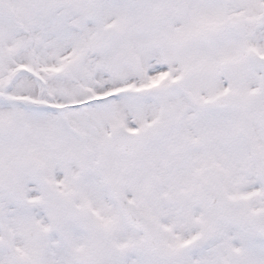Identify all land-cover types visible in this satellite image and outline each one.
I'll return each mask as SVG.
<instances>
[{"label": "snow or ice", "instance_id": "6c2138e0", "mask_svg": "<svg viewBox=\"0 0 264 264\" xmlns=\"http://www.w3.org/2000/svg\"><path fill=\"white\" fill-rule=\"evenodd\" d=\"M0 264H264V0H0Z\"/></svg>", "mask_w": 264, "mask_h": 264}]
</instances>
